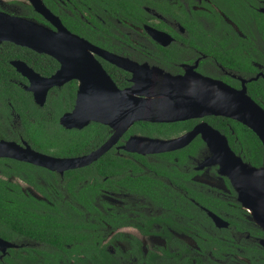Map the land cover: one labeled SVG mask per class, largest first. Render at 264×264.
Returning <instances> with one entry per match:
<instances>
[{
    "label": "flooded vegetation",
    "instance_id": "obj_1",
    "mask_svg": "<svg viewBox=\"0 0 264 264\" xmlns=\"http://www.w3.org/2000/svg\"><path fill=\"white\" fill-rule=\"evenodd\" d=\"M217 1L0 0V11L53 31L61 25L94 49L120 57L117 65L97 51L88 52L120 90H128L134 97L154 99L170 94L144 90L130 68L132 63L143 66L135 70L144 77L155 75L152 69L156 68L173 77L198 74L210 78L244 91L264 109V0H255V4L250 0ZM35 3L51 15L38 10ZM14 53L19 56L14 57ZM16 60L41 77L53 75L60 62L48 54L0 42V62L13 68L17 77L9 80L27 94L30 102L25 109L29 122L45 125V121L56 118L54 128L74 131V139L41 138L37 143L25 139L21 114L7 97V108H2L0 101V129L9 138L0 140L15 143L17 152L19 147L28 146L52 157L73 158L96 151L114 134L112 127L96 121L81 128L61 124V118L75 107L79 79L50 87L40 104L27 89L30 80L12 64ZM212 117L238 122L215 115L172 122L136 121L95 160L63 171L0 156V189L35 200L7 204L20 208L32 204V210L54 215L52 224L47 221V236L41 232L43 223L36 224L40 229L37 227L39 233L34 235L30 231V226H35L32 221L17 220L14 224L0 219V239L10 243L0 247V261L11 264L14 257L58 255L71 257L73 263L77 257L87 258L86 252L91 250L79 247L83 235L103 251H91L90 257H103L107 252L120 264H264V231L238 200L228 177L219 172L220 165L208 164L211 152L200 133L187 145L169 151L142 153L123 148L133 137L170 140L207 123L226 137L244 163L264 166V157L259 166L246 160L240 143L232 146L222 129L208 121ZM188 122L186 128L167 133H160L157 127H142L144 123ZM222 122L232 130L229 121ZM85 130L88 143L77 149V132ZM197 139L203 144L195 154L182 153ZM237 141L234 137L233 142ZM23 210L20 213L27 215ZM14 214L17 212L7 213ZM61 234L72 238L74 234V238L62 239L70 241L63 246L48 243ZM84 264L95 263L86 260Z\"/></svg>",
    "mask_w": 264,
    "mask_h": 264
},
{
    "label": "water",
    "instance_id": "obj_2",
    "mask_svg": "<svg viewBox=\"0 0 264 264\" xmlns=\"http://www.w3.org/2000/svg\"><path fill=\"white\" fill-rule=\"evenodd\" d=\"M36 8L46 14L49 11ZM44 7V6H43ZM264 13V8L261 9ZM51 15V14H50ZM57 31L45 28L36 22L0 11V42L8 41L30 48L39 53L48 54L60 62V68L50 77H41L24 62L16 60L12 64L18 72L30 80L28 90L33 91L36 102L42 104L47 90L55 85L77 78L80 88L73 110L61 118V124L67 128H81L90 121H96L112 127L115 132L99 149L88 155L73 158H56L19 147L20 152L10 151L7 145L17 146L13 142L0 140V156L14 157L43 167L63 171L86 165L106 152L134 122L160 121L172 122L207 115L224 116L237 120L252 130L264 148V109L244 91L204 78L198 74L189 77H173L156 72L153 76H139L136 69H142L132 63L136 80L148 93L170 94L169 97L139 98L120 90L102 68L98 60L89 52L101 53L110 62L120 65V57L94 49L85 39L57 25ZM141 73V72H140ZM126 128L117 132L120 123ZM198 133L207 143L211 156L208 164L218 163L219 172L228 177L238 194L242 205L251 207L254 220L264 231V166L256 168L244 163L230 148L224 135L207 123L196 126L187 134L170 140L133 137L123 147L128 151L162 152L187 145ZM254 170V171H249ZM218 218V217H217ZM220 219V218H218ZM264 245V241H262ZM10 243L0 239V247Z\"/></svg>",
    "mask_w": 264,
    "mask_h": 264
},
{
    "label": "trees",
    "instance_id": "obj_3",
    "mask_svg": "<svg viewBox=\"0 0 264 264\" xmlns=\"http://www.w3.org/2000/svg\"><path fill=\"white\" fill-rule=\"evenodd\" d=\"M217 1V0H215ZM225 2H244V0H223ZM252 3L255 4V0H250ZM218 2V1H217ZM253 10V9H252ZM10 45L11 48H19L16 47L15 45L11 43H7ZM14 57H18L19 54H13ZM10 77L16 78L15 71L13 68H11L9 65L4 66L0 62V101L2 103V108H7L6 104V98L9 97L12 105L14 106L15 110L21 114L22 117V122L24 125V129L21 130V134L25 139L33 140L35 143L39 141V139H50V138H56V137H61V138H71L74 139L73 134L75 133L74 131H66L65 129L62 128H54V124L56 122L55 120H52L51 122L45 121V125L43 122H38L37 124H31L29 120L27 119L25 115V109L29 108L28 104L30 102L28 101L27 94L15 83H13L11 80H9ZM208 121L212 124H214L216 127L222 129V131L227 135L228 140L230 141L231 145L234 146L235 144H239L240 147L243 148V153H246L247 155L245 156L246 160H250L251 163L255 166H259L262 163V158L264 157V148L261 144V142L258 140L256 135L246 126L235 122L231 119H221L220 117H212L209 118ZM222 121H229L230 124H232L233 128L230 130L226 125L223 124ZM188 123H175V124H154L150 125L149 123H144L142 127L147 128L148 130H151L153 127H157L160 133H167L171 131H177L182 128H186L189 126ZM47 125H52V127L48 128ZM104 126H100L99 129L102 131V135L104 134L105 129L103 128ZM99 130V132L101 133ZM233 131V134L231 133ZM85 131L83 132H77V149L80 148L81 146H84V143H88V136L85 135ZM83 137V138H82ZM234 137L238 138L237 142H233ZM0 138H9L8 134L5 133L4 130L0 129ZM79 138H82L79 140ZM202 141L201 140H195L189 147H187L182 153L187 152V153H192L195 154L197 149L202 146ZM235 148V147H234ZM237 149V148H236ZM69 190V189H68ZM85 189H82L84 191ZM21 194L13 192L10 193L9 190L6 189H0V219H7L14 224L16 223L17 220H28L32 221L35 223V226H30V231L32 234H37L39 233L36 229L37 227L40 229V227L36 224L43 223L42 230L43 231V236H47L48 231L46 230L49 226L47 225V221L52 224L51 219H53L54 215L52 213H45L42 215V213L37 212L35 209H31L32 204H30L26 208H20V207H15L13 205L7 204L9 203H23V201H27L29 203L35 202L33 198L29 199H23V197L19 196ZM8 199V200H6ZM66 203L68 201L66 200ZM25 210L27 215H24L20 212L22 210ZM23 210V211H24ZM12 212H17V214H14L12 216H8L7 213L11 214ZM22 223V222H19ZM13 224V225H14ZM63 224V223H62ZM45 228V231L43 230ZM32 229V230H31ZM75 233V232H74ZM59 236V235H58ZM82 238L81 244H79L80 248L83 249H88L90 248L91 250L86 252L87 253V258H75L73 263H70V258L71 257H60L58 255H52V256H33V257H17V258H12L11 259V264H84L86 260L91 261L95 264H120V261H118L115 256L108 254L107 252H104L103 257L102 255H99L98 257H90V252H98L102 251L100 250L99 247H95L94 244H91L89 237L80 235ZM66 238H72V235L69 236H64L60 235L58 239L54 241H48V243L55 244L58 246H63L64 243H69L70 241H62V239ZM74 238V234H73ZM72 238V239H73ZM90 245V246H88ZM103 252V251H102ZM5 260V259H4ZM0 264H4L0 261Z\"/></svg>",
    "mask_w": 264,
    "mask_h": 264
},
{
    "label": "bare ground",
    "instance_id": "obj_4",
    "mask_svg": "<svg viewBox=\"0 0 264 264\" xmlns=\"http://www.w3.org/2000/svg\"><path fill=\"white\" fill-rule=\"evenodd\" d=\"M163 97H169V96H163ZM126 125H127V124H125V122H124V123H120V124L117 126V128H116V129H117V132L119 133V132L123 131V130L127 127ZM6 148L9 149L10 151H15V152L18 151V148H17L16 146H14V145H7ZM249 171H254V170H249ZM244 207H245L246 209H248V210L252 213V215L254 216V213H253L251 207H249V206H247V205H244ZM254 218H255V217H254ZM256 222L258 223L257 220H256ZM258 224H259V223H258Z\"/></svg>",
    "mask_w": 264,
    "mask_h": 264
},
{
    "label": "rangeland",
    "instance_id": "obj_5",
    "mask_svg": "<svg viewBox=\"0 0 264 264\" xmlns=\"http://www.w3.org/2000/svg\"><path fill=\"white\" fill-rule=\"evenodd\" d=\"M147 244H148V242H147Z\"/></svg>",
    "mask_w": 264,
    "mask_h": 264
}]
</instances>
